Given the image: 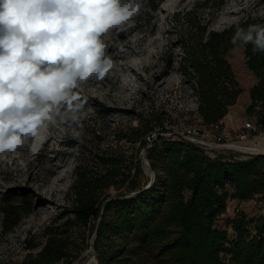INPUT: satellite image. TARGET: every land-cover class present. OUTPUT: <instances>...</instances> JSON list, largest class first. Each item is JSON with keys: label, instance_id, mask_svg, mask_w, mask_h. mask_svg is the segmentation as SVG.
Returning <instances> with one entry per match:
<instances>
[{"label": "trees", "instance_id": "1", "mask_svg": "<svg viewBox=\"0 0 264 264\" xmlns=\"http://www.w3.org/2000/svg\"><path fill=\"white\" fill-rule=\"evenodd\" d=\"M188 22L181 71L196 94L203 125L224 119L242 94L226 60L235 47L245 49L247 67L258 79L249 92L247 114L264 124V53L254 52L251 44L232 43L237 29L264 24V18L247 16L221 31ZM155 128L146 122L118 137L138 145L136 155L104 153L93 167L81 164L76 169L68 209L73 219L67 223L87 227L95 221L98 264L132 263L133 257L138 263L264 264V216L248 219L239 211L226 228L218 225L230 200L246 202L256 195L264 200V155L208 153L186 140L162 136L145 148L146 136ZM144 148L152 170L163 174L149 188L140 158ZM227 182L233 191L225 187ZM112 188L119 192L115 197L109 193ZM3 212L6 230H11L30 214V203L23 199ZM46 236L37 256L29 255L24 264H72L70 237L51 228Z\"/></svg>", "mask_w": 264, "mask_h": 264}, {"label": "rangeland", "instance_id": "2", "mask_svg": "<svg viewBox=\"0 0 264 264\" xmlns=\"http://www.w3.org/2000/svg\"><path fill=\"white\" fill-rule=\"evenodd\" d=\"M141 3V12L131 26L114 29L104 37L115 68L104 79H90L77 90L84 101L80 137L71 136L68 124H57L49 127L43 138L28 137L16 152L0 155V264H24L29 255L35 258L47 242L49 228L62 233L61 237H70L72 264H90L87 260L90 253L91 264H97L98 254L92 245L95 221L87 227L67 223L73 219L68 209L77 167L81 164L93 167L96 157L104 153L136 155L138 145L120 141L118 137L142 123L156 126L160 135L202 126L196 94L181 71L185 55L182 39L190 30L188 21L208 31H221L238 25L247 16L264 18V0H141ZM226 60L242 90L228 114L235 115L231 121L241 125L251 117L247 114L249 92L258 79L247 67L243 47L230 50ZM154 119L161 124L158 126ZM145 148L140 151V158L146 157ZM145 174L150 181L151 176ZM156 176L163 174L155 172L154 180ZM109 193L115 197L119 192L112 188ZM23 199L30 203V214L23 216L15 228L6 230L3 208ZM231 206L238 207L237 202ZM240 206L248 219L264 216V200L258 195ZM235 214L231 211L221 216L218 225L226 228ZM229 231L232 232L231 227ZM65 261L55 264H66ZM132 263L157 264L149 259L138 263L134 257Z\"/></svg>", "mask_w": 264, "mask_h": 264}, {"label": "clouds", "instance_id": "3", "mask_svg": "<svg viewBox=\"0 0 264 264\" xmlns=\"http://www.w3.org/2000/svg\"><path fill=\"white\" fill-rule=\"evenodd\" d=\"M142 7L141 0H0V155L57 124L80 137L77 90L115 68L104 37L131 26ZM232 43L264 53V24L237 29Z\"/></svg>", "mask_w": 264, "mask_h": 264}, {"label": "built area", "instance_id": "4", "mask_svg": "<svg viewBox=\"0 0 264 264\" xmlns=\"http://www.w3.org/2000/svg\"><path fill=\"white\" fill-rule=\"evenodd\" d=\"M160 136L186 140L208 153L235 152L244 156H258L262 154L254 150V148L264 140V124L255 116L250 117L248 121L241 125L235 124L234 121L226 120L225 117L210 126L188 127L166 135H160L154 130L146 136L148 147ZM225 187L233 191V185L230 182H227ZM230 203H228L227 213L241 211V204L232 208Z\"/></svg>", "mask_w": 264, "mask_h": 264}, {"label": "water", "instance_id": "5", "mask_svg": "<svg viewBox=\"0 0 264 264\" xmlns=\"http://www.w3.org/2000/svg\"><path fill=\"white\" fill-rule=\"evenodd\" d=\"M262 155H264V154H262ZM141 160H142V164H143L144 166L147 165L148 167L151 168L150 163H149V161L147 160V158L145 157V155H142ZM151 170H152V168H151ZM152 173H153L154 175L151 176V180L149 181L148 185H147L145 188H149V187L153 184V182H154L155 172L152 170ZM133 194H135V193H133ZM95 239H96V236H95V238H94V241H95ZM94 241H93L92 245L94 244ZM91 256H92V253H90V254L88 255L87 260H88ZM97 264H98V262H97Z\"/></svg>", "mask_w": 264, "mask_h": 264}, {"label": "bare ground", "instance_id": "6", "mask_svg": "<svg viewBox=\"0 0 264 264\" xmlns=\"http://www.w3.org/2000/svg\"><path fill=\"white\" fill-rule=\"evenodd\" d=\"M30 138H32V137H30ZM254 150H256L257 152H259L261 154H264V142H260L258 145H256Z\"/></svg>", "mask_w": 264, "mask_h": 264}, {"label": "crops", "instance_id": "7", "mask_svg": "<svg viewBox=\"0 0 264 264\" xmlns=\"http://www.w3.org/2000/svg\"><path fill=\"white\" fill-rule=\"evenodd\" d=\"M234 117H235V115L228 114V115L226 116V120H232V119H234ZM235 202H237V205H239V204H241V203H245V202H238V201H236V200H233V201L231 202V204H233V203H235Z\"/></svg>", "mask_w": 264, "mask_h": 264}, {"label": "snow or ice", "instance_id": "8", "mask_svg": "<svg viewBox=\"0 0 264 264\" xmlns=\"http://www.w3.org/2000/svg\"><path fill=\"white\" fill-rule=\"evenodd\" d=\"M145 172L149 175V176H153L154 174L152 173V170L150 167H148L147 165L145 166ZM91 251V250H90ZM89 261H90V264H91V261H92V258L90 257L89 258Z\"/></svg>", "mask_w": 264, "mask_h": 264}]
</instances>
